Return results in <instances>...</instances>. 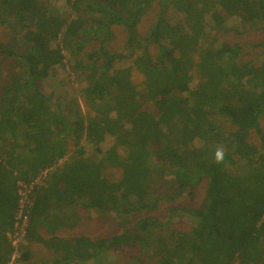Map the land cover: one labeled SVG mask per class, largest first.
I'll return each mask as SVG.
<instances>
[{
  "label": "trees",
  "instance_id": "1",
  "mask_svg": "<svg viewBox=\"0 0 264 264\" xmlns=\"http://www.w3.org/2000/svg\"><path fill=\"white\" fill-rule=\"evenodd\" d=\"M156 1L157 16L141 32ZM65 2L62 16L45 0H0V33L8 28L0 35V264L14 250L7 234L20 208V181L32 188L24 208L28 243L18 248L15 264H103L110 249L124 244L139 245L151 264H264V39L239 44L217 34L229 31L225 23L233 17L264 32V0ZM169 7L178 20L169 19ZM208 16L216 33L206 29ZM116 24L127 32L121 50L106 44ZM94 40L98 45L86 51ZM250 47L261 54L243 59ZM67 57L84 82V110L78 99L54 103L42 88ZM121 58L130 63L116 67ZM134 72L143 77L140 85ZM253 130L261 143L250 141ZM108 136L113 143L103 148ZM217 146L225 151L221 164ZM204 178L205 196L191 210L189 231L157 235L163 221L133 219ZM156 180H165L170 194L151 198ZM81 208L115 220L119 231L62 235L81 222ZM177 212L171 207L170 218ZM32 242L53 256L33 261Z\"/></svg>",
  "mask_w": 264,
  "mask_h": 264
},
{
  "label": "rangeland",
  "instance_id": "2",
  "mask_svg": "<svg viewBox=\"0 0 264 264\" xmlns=\"http://www.w3.org/2000/svg\"><path fill=\"white\" fill-rule=\"evenodd\" d=\"M50 3L54 9H57L62 16L68 15L69 7L66 4L65 0H45ZM160 9V2L156 1L153 5L148 8L147 14L144 16L142 23L140 25V31L146 32L149 29V26L152 24L154 19L157 16V13ZM168 17L171 21H176L180 18L179 14L173 7L168 8ZM209 22L206 25V29L209 33H216L215 30L211 28L212 21L210 16H208ZM226 27L229 29L226 33L224 31H217L221 40L228 41L230 43H255L260 42L264 39V32L252 28L250 26H246L240 22V20L236 17L226 20ZM126 29L124 25L116 24L113 26V34L110 39L106 41L108 47L114 50H121L124 47L125 39H126ZM8 35V28L5 27L4 30L1 29L0 35ZM220 40V41H221ZM58 41L61 43V39L57 41L54 40L52 42L55 45ZM99 40L92 41L86 47L87 50H91L93 47L98 45ZM151 50L153 52H157L158 48L153 45ZM66 53V51H64ZM258 54H261V48L250 47L249 49H244L241 53V57L243 59H250L256 57ZM69 58L67 57L65 61V67L62 65H55L51 68L50 75L44 82H42L43 91L49 95L54 103H63L66 106L75 105L77 99L82 108L85 109V105L83 101L80 99L81 90L84 87V82H82L71 70L69 63ZM130 60L127 58H121L116 67H124ZM5 73H3V78L5 77ZM2 78V79H3ZM143 77L140 73L134 72L132 76V80L140 85ZM3 81H0V85ZM197 83V80L192 82V86ZM147 109L152 110L153 105L150 103H146L145 106ZM71 117V114H69ZM73 117V116H72ZM215 119H218L220 123L223 125V119L216 115ZM226 125V124H225ZM262 128L264 129V121L262 120ZM250 141L259 144L261 143L260 136L253 130L250 134ZM113 143V138L111 136L106 137L105 140L101 142L103 148H107ZM200 141H196V145H200ZM83 144L87 146V153H92L91 145L86 143V140L83 141ZM123 151V149H122ZM60 160V162H62ZM45 173V172H43ZM167 179L169 177H166ZM170 179V178H169ZM42 181V176L40 175L36 182L40 184ZM169 184L165 180H156L153 182L151 198L157 196H163L170 194ZM207 187V179L204 178L202 182L195 187V189L189 190L181 195L175 201H169L167 199L162 200L156 209L152 210H144L136 213L133 219H137L139 217H151L153 219H157L159 221H163L165 224L164 228H161L157 231V235H166V233H170V231L174 229L189 231L194 225V218H191L190 215L192 209H196L200 206L203 198L205 196V190ZM32 187L27 186L22 181L19 182V193H20V209L16 213L17 225L14 230L7 234L8 241L12 244L14 250L11 254L10 261L8 264H15L17 258L19 256L18 248L24 242L28 243L25 239V227L27 222V216L22 214V209L25 208L26 203L29 201L28 195L31 191ZM171 207H175L178 209V212L175 216L170 218V209ZM179 207V208H178ZM25 210V209H24ZM80 213L82 215L81 222L72 229H65L61 233L62 235L72 236L75 234H87L92 237H108L112 236L119 231L118 223L113 219H101L97 215L96 211L88 210L85 208L80 209ZM114 215V214H113ZM167 234V235H168ZM29 249L32 251V260H48L53 256V253L50 249L46 248L40 243L33 242L28 244ZM147 254L141 250L139 245L136 244H124L119 247H113L110 249L106 255L103 257L101 262L103 264H151L152 259L146 258ZM100 263V262H99ZM28 264V262L24 263ZM75 264H98L97 262L88 261L85 263H75Z\"/></svg>",
  "mask_w": 264,
  "mask_h": 264
},
{
  "label": "clouds",
  "instance_id": "3",
  "mask_svg": "<svg viewBox=\"0 0 264 264\" xmlns=\"http://www.w3.org/2000/svg\"><path fill=\"white\" fill-rule=\"evenodd\" d=\"M225 151L223 147L217 146L214 152L215 162L221 164L224 162Z\"/></svg>",
  "mask_w": 264,
  "mask_h": 264
},
{
  "label": "built area",
  "instance_id": "4",
  "mask_svg": "<svg viewBox=\"0 0 264 264\" xmlns=\"http://www.w3.org/2000/svg\"><path fill=\"white\" fill-rule=\"evenodd\" d=\"M20 209V208H19ZM19 209H18V211H19ZM17 211V212H18ZM25 212V210L24 209H22V214ZM26 216V215H25ZM26 224H27V222H26ZM17 225V219H16V223H15V226ZM26 228V227H25ZM26 230V229H25ZM19 257V256H18Z\"/></svg>",
  "mask_w": 264,
  "mask_h": 264
},
{
  "label": "crops",
  "instance_id": "5",
  "mask_svg": "<svg viewBox=\"0 0 264 264\" xmlns=\"http://www.w3.org/2000/svg\"><path fill=\"white\" fill-rule=\"evenodd\" d=\"M65 229H67V228H64V229H62L60 232L62 233L63 232V230H65ZM33 243V242H32ZM32 259V258H31ZM36 261L38 260V259H35Z\"/></svg>",
  "mask_w": 264,
  "mask_h": 264
}]
</instances>
